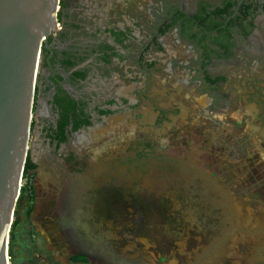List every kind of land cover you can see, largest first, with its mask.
<instances>
[{
	"label": "flooded vegetation",
	"instance_id": "1",
	"mask_svg": "<svg viewBox=\"0 0 264 264\" xmlns=\"http://www.w3.org/2000/svg\"><path fill=\"white\" fill-rule=\"evenodd\" d=\"M234 113L252 126L239 141L242 149L264 139V0H60L55 30L41 52L27 161L28 174L49 179L43 227L51 241L75 260L151 264L117 254L101 240L92 242L90 255L84 253L88 247L74 224L84 214L83 189L111 185L108 177H114L116 188L136 191L138 185L122 179L179 177L173 172L180 167L191 171L192 143H180L191 133L204 141L198 150L209 154L217 144L227 155L236 146L220 132L219 118ZM122 135L129 146L107 170L109 163H99L93 152ZM182 146L189 151L181 159ZM99 175L105 182L96 188ZM205 181L215 189L212 199L203 201L196 188L188 194L185 188L182 209L201 228L197 216L221 208L218 222L225 229L218 245L223 244L235 230L226 208L233 200L222 181ZM175 205L171 200L160 209ZM204 253L202 264L221 254L212 256L210 247Z\"/></svg>",
	"mask_w": 264,
	"mask_h": 264
},
{
	"label": "rangeland",
	"instance_id": "2",
	"mask_svg": "<svg viewBox=\"0 0 264 264\" xmlns=\"http://www.w3.org/2000/svg\"><path fill=\"white\" fill-rule=\"evenodd\" d=\"M244 119L240 113L219 118L222 121L219 126L223 128L220 132L224 131L228 142L236 146L227 155L217 144L211 145L213 152L209 154L198 150V147L204 145L198 134L191 133V137L181 138L180 143L184 145L192 143V165L191 171L180 167L173 172L179 174V177H174L172 173L170 175L173 177H126L122 180H127L128 185L140 187L136 191L127 188L128 192L122 187L116 188L114 177H111V185L100 192L97 207L98 219L104 223L103 229L108 228V223L112 227L109 249L121 255H134L151 264H202L206 257L204 252L210 247L212 256L215 252L222 254L212 264H242L247 256H253L252 264H264V139L259 138L251 142L252 147L242 149L239 141L252 128L250 120L247 119L245 123ZM214 130L217 132L219 128ZM117 139L114 143L106 140L93 152L95 159L99 156L101 164L109 163L107 170L112 167L111 163L116 162L118 155L126 153V147L129 146L130 139L127 136L122 135ZM168 140V136H165L164 141ZM184 147L178 150L181 159L189 151ZM103 176L107 177L105 174ZM208 176L215 177L218 182L222 181V188L233 200L231 208H226L233 213L235 230L219 245L225 229L218 222L221 208L213 209L210 213L205 209L199 216L197 214L202 220L201 228L191 224V214L187 215L182 209L188 197L184 195L185 187L189 189L187 194L196 188L198 192L195 194L200 192L203 197L201 200L212 199L215 189L205 181ZM187 177L191 179L186 180ZM198 177H201L200 181ZM59 178H63L64 182L67 179ZM48 180L47 177L24 172L11 229L10 264H77V261L81 264H99L85 257L72 259L71 252L60 251L51 241L49 232L43 227V222L47 221L44 209L51 197L46 190ZM164 189L167 194L172 192L174 196L166 193L162 196L161 190ZM58 191L52 197L54 200ZM171 200L175 202V208L160 209L162 204L168 205ZM177 203L180 204L178 208ZM74 224L88 230V226L79 217ZM12 233L16 234L13 241Z\"/></svg>",
	"mask_w": 264,
	"mask_h": 264
},
{
	"label": "water",
	"instance_id": "3",
	"mask_svg": "<svg viewBox=\"0 0 264 264\" xmlns=\"http://www.w3.org/2000/svg\"><path fill=\"white\" fill-rule=\"evenodd\" d=\"M59 2L0 0V264H10L11 229L28 159L35 84L43 44L55 30ZM100 240L107 243L102 235L96 241Z\"/></svg>",
	"mask_w": 264,
	"mask_h": 264
},
{
	"label": "crops",
	"instance_id": "4",
	"mask_svg": "<svg viewBox=\"0 0 264 264\" xmlns=\"http://www.w3.org/2000/svg\"><path fill=\"white\" fill-rule=\"evenodd\" d=\"M100 159V158H98ZM100 163V160H99ZM100 176V175H99ZM108 179H110L111 181V177H108ZM104 183L105 180L102 177H95V187L97 188L99 186V183ZM109 182V181H108ZM100 183V184H101ZM109 185L104 184V186L98 187L97 189H95L94 191L89 190V189H83V194H82V201L85 203V201L87 200V204L81 205V209L82 212H84V214L81 213V216H77L79 217L80 220H83V222L88 226V230L81 228L80 226H78L79 230L81 231V235L83 236V242L88 244V251H86L87 253H90L91 251H89V248L91 247V245L93 244L92 242L100 237V235H102L104 237V239L107 240V244H110L111 242L109 241V238H111L112 234H110L109 230L111 227L110 224L108 223V228L103 229V222L100 221L98 219V212L99 210L97 209L98 205H99V201H100V192L102 190L105 191L106 188H108ZM90 191V192H89ZM102 191V192H104ZM89 261H93V259H87Z\"/></svg>",
	"mask_w": 264,
	"mask_h": 264
},
{
	"label": "trees",
	"instance_id": "5",
	"mask_svg": "<svg viewBox=\"0 0 264 264\" xmlns=\"http://www.w3.org/2000/svg\"><path fill=\"white\" fill-rule=\"evenodd\" d=\"M27 161H28V159H27ZM25 172L26 173L28 172V162L26 163ZM13 239H14V234L12 233V241H13ZM12 247H13V244H12ZM11 250H12V248H11ZM11 256H13V252L12 251H11Z\"/></svg>",
	"mask_w": 264,
	"mask_h": 264
},
{
	"label": "bare ground",
	"instance_id": "6",
	"mask_svg": "<svg viewBox=\"0 0 264 264\" xmlns=\"http://www.w3.org/2000/svg\"><path fill=\"white\" fill-rule=\"evenodd\" d=\"M253 260H254V258H253V257H252V258H250V259H249V263H250V264H252V262H254Z\"/></svg>",
	"mask_w": 264,
	"mask_h": 264
}]
</instances>
